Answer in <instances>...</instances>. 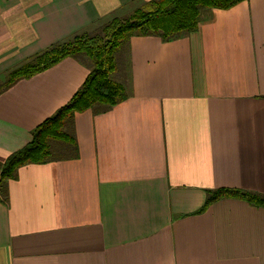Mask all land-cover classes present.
Returning <instances> with one entry per match:
<instances>
[{"label":"crops","instance_id":"obj_1","mask_svg":"<svg viewBox=\"0 0 264 264\" xmlns=\"http://www.w3.org/2000/svg\"><path fill=\"white\" fill-rule=\"evenodd\" d=\"M150 1L0 0V164L89 68L65 58L3 87L9 73ZM117 52L125 98L75 113L57 155L0 188V264H264V207L229 197L203 209L208 192L264 195V0Z\"/></svg>","mask_w":264,"mask_h":264},{"label":"trees","instance_id":"obj_2","mask_svg":"<svg viewBox=\"0 0 264 264\" xmlns=\"http://www.w3.org/2000/svg\"><path fill=\"white\" fill-rule=\"evenodd\" d=\"M245 0H152L144 9L124 18L115 17L100 26L99 34H78L56 43L9 73L3 87L27 79L54 66L65 58H74L89 68V73L74 96L43 121L31 133V141L9 155L0 164V188L14 178L16 170L28 164H43L51 159L50 141H67L65 125L75 113L89 109L104 111L121 102L123 85L110 78L115 71L113 57L133 36H156L163 42L194 32L211 9L227 10ZM88 59V60H86ZM239 198L264 207V195L243 190L208 192L203 209L221 198Z\"/></svg>","mask_w":264,"mask_h":264},{"label":"rangeland","instance_id":"obj_3","mask_svg":"<svg viewBox=\"0 0 264 264\" xmlns=\"http://www.w3.org/2000/svg\"><path fill=\"white\" fill-rule=\"evenodd\" d=\"M146 4L143 7L137 8L135 10H142V9H144L145 6H146ZM135 10H133L131 13H128L127 15H131L132 13H134ZM115 17L124 18L125 16L123 14V15L115 16ZM115 17H113V18H115ZM113 18L109 19L108 21L112 20ZM105 23L106 22L102 23L100 26H104ZM100 26H97L95 29H92L90 31L84 32V34H88V35H91V36H93L95 34H99V29L98 28ZM86 60H88V59H86ZM113 62L115 64L116 73H115V75H113V73H112L111 76H110V78L113 79L115 82L121 84V82H119V79H122V77H124V68L126 66V64L124 63V57H123L122 53L116 52L115 55H114V57H113ZM116 65H117V67H116ZM119 75H120V77H118ZM69 122H71V120H68L66 122L65 131H66L67 127H68V123ZM55 141L56 140H51L49 145H50V152H51V154L53 153V154L57 155L58 152L57 151H54V149H55V146L54 145L56 144Z\"/></svg>","mask_w":264,"mask_h":264}]
</instances>
